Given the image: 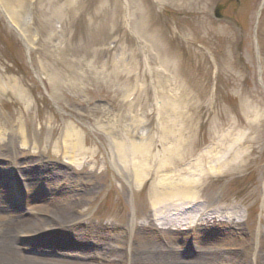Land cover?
<instances>
[{
    "label": "rangeland",
    "instance_id": "rangeland-1",
    "mask_svg": "<svg viewBox=\"0 0 264 264\" xmlns=\"http://www.w3.org/2000/svg\"><path fill=\"white\" fill-rule=\"evenodd\" d=\"M174 99L185 100L166 108ZM165 124L194 128L197 153L217 128L246 134L245 162L207 178L199 200L235 208L247 250L239 253L233 237L220 244L232 229L214 221L194 228L204 225L197 240L212 243L204 248L215 264H252L264 233V0H0V141L8 157L0 151V170L13 176L0 197L18 224L47 223L42 237L17 239L28 255L131 264L136 227L152 213L151 180L135 192L111 162V143L129 129ZM68 128L80 138L83 151L71 156L81 169L63 158L64 141L75 143ZM23 168L36 180L19 182L30 174ZM138 237L150 256L189 259V246L196 249L179 239L166 245L156 229Z\"/></svg>",
    "mask_w": 264,
    "mask_h": 264
},
{
    "label": "bare ground",
    "instance_id": "bare-ground-1",
    "mask_svg": "<svg viewBox=\"0 0 264 264\" xmlns=\"http://www.w3.org/2000/svg\"><path fill=\"white\" fill-rule=\"evenodd\" d=\"M19 11H21L22 16L27 17L30 14L29 8ZM14 15H17V12L14 11ZM184 100H169L166 103V108L169 105L172 107L173 104L178 106ZM181 114L183 113L178 111L179 119H182ZM69 130L75 138V143L64 141L65 155L63 158L70 167L80 168L81 164L76 163L72 157L76 152L81 153L83 151L79 142L80 138L77 132ZM19 134L25 137L23 130H20ZM125 135V140L113 138L111 162L117 164L118 170L126 173L135 192L143 183L151 180L147 198L152 213L145 223L136 227V242L138 244L135 242V245L137 244L139 249L132 248L131 253L134 256L129 259L131 264H215L216 258L211 248H204L205 246H212V243L197 240V232L204 225L200 226L199 229L194 228V225L196 226L197 223L203 221H214V225L217 223L232 229V232L225 231L223 233L225 239H222L223 242L220 240V244H225L226 238L233 237L234 240L230 242L238 243L239 253L247 250V243L242 237L240 222L238 221L241 216L235 211V208H211L212 206L203 205L199 200L201 187L207 178L227 176L245 162L246 153L242 151L241 147L246 142V134L238 132L234 128H217L214 137L208 144L209 146L200 153H197L193 142L195 129L185 124L179 126L165 124L151 129H129ZM154 136H158L159 139H155ZM68 137H70L69 134H66L64 138L67 139ZM28 144L26 139L21 142L23 151L28 147ZM224 145L227 147L223 148ZM37 148L35 146L36 150ZM6 149V145L0 141V151L6 152ZM217 149L220 150L217 151ZM54 153L55 157L60 156L58 152L55 151ZM6 154L7 152L4 156L8 158ZM13 168L15 170L21 169L17 165ZM23 170H27L30 174L28 176L22 174L19 182L30 183L36 180V175H31V170L28 168H23ZM3 171L0 170V185H10L13 176H7ZM5 189L4 186H0L1 191H5ZM3 202L2 197H0V264H70L57 260L36 258L28 255L31 250L27 252V249L20 248L16 243L23 232L24 235L33 236L37 239L43 236L44 226L47 223L31 219L24 220V223L20 225L16 218L8 214L10 208L6 202ZM56 226H58V230H61L62 223H57ZM153 229L163 235L166 245L175 239H179V241L183 240V243L179 244L182 249L187 247L186 244H194L196 249H193L191 245L189 246L188 250L192 251L189 259H183L181 255L169 251L165 256H150V250L146 244L148 241H144L142 237L138 236L139 233L153 231ZM43 239L45 240L44 243L47 244V238L43 237ZM187 239H191L192 242L184 241ZM148 245L150 244L148 243ZM55 246H57L56 243ZM60 247H63V244L58 245L57 248ZM49 249L53 250L51 246L48 247ZM186 252L187 250L184 253ZM76 261L77 264H87L79 260ZM240 264L247 263L242 260ZM252 264H264V233L261 234V245Z\"/></svg>",
    "mask_w": 264,
    "mask_h": 264
}]
</instances>
